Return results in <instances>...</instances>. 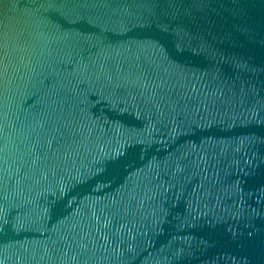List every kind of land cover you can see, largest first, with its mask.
<instances>
[{"label": "water", "instance_id": "obj_1", "mask_svg": "<svg viewBox=\"0 0 264 264\" xmlns=\"http://www.w3.org/2000/svg\"><path fill=\"white\" fill-rule=\"evenodd\" d=\"M0 264H264V0H0Z\"/></svg>", "mask_w": 264, "mask_h": 264}]
</instances>
